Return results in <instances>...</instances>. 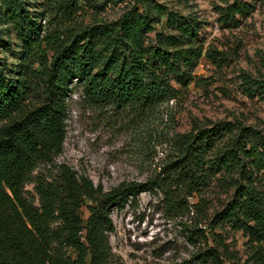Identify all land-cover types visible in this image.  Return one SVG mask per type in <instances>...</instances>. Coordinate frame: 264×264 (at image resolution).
Returning a JSON list of instances; mask_svg holds the SVG:
<instances>
[{"label": "trees", "instance_id": "1", "mask_svg": "<svg viewBox=\"0 0 264 264\" xmlns=\"http://www.w3.org/2000/svg\"><path fill=\"white\" fill-rule=\"evenodd\" d=\"M49 1L58 18L54 29L24 23L20 14L22 50L13 77L0 60V264H85L86 257L89 264H123L110 258L114 210L141 193L157 191L175 216L198 210L187 199L205 193L218 174L231 182L233 192L213 213L210 225L241 232L244 254L239 258L215 234L212 247L192 243L193 260L264 264V135L240 124L194 125L177 134L172 139L175 158L160 177L105 192L59 164L55 179L35 183L38 205L26 199L24 188L33 182V172L42 164L54 165L62 153L74 85L92 104L147 112L176 100L190 83H203L193 75L202 56L218 67L224 61L215 49L204 52L192 20L153 0H133L134 6L116 21L83 28L64 25L76 15L80 0ZM8 4L0 0V13ZM245 8L235 2L223 16L234 21L235 13ZM164 14L165 25L157 30ZM154 31V44H147L146 35ZM260 88L264 93V85ZM31 95L38 99L30 101ZM86 201L83 225L80 210ZM67 249L76 253L75 261Z\"/></svg>", "mask_w": 264, "mask_h": 264}, {"label": "rangeland", "instance_id": "2", "mask_svg": "<svg viewBox=\"0 0 264 264\" xmlns=\"http://www.w3.org/2000/svg\"><path fill=\"white\" fill-rule=\"evenodd\" d=\"M49 2L9 0L7 6H2L0 60L11 77L22 50L17 21L20 14L24 23L35 22L52 30L58 18ZM153 2L192 20L197 26L196 39L203 44L204 52L218 51L223 65L215 66L202 56L193 75L204 80L203 83H190L181 89L176 100L147 112L92 104L82 95L81 87L74 85L67 100L62 153L55 158L54 165H40L33 172V182L24 188L26 199L34 205H38L35 183L55 179V165H68L78 176L89 178L107 192L122 183L145 182L162 176L163 167L175 158L172 139L189 132L194 125L203 128L226 121L264 135V93L260 92L264 85V0ZM235 2L246 8L235 13L234 21H226L223 13ZM132 6L133 0H80L76 15L64 25L83 28L111 23ZM165 18V14L159 16L157 30L164 27ZM154 42L155 31L146 35L147 44ZM36 99L37 96H30V101ZM229 183L218 174L205 193L187 199L190 204H197L199 211L191 208L183 215H173L159 191L141 193L123 209L114 210L111 214L114 231L108 234L111 260L123 264H198L193 260L196 247L192 243L202 248L212 247L215 234H220L229 249L242 258L246 239L241 232L229 225L220 228L210 225L213 213L232 195L233 187ZM200 203L202 211L198 207ZM89 204L86 201L80 210L83 225ZM197 229L204 237L195 236L199 234ZM67 255L76 260L73 250L67 249ZM85 264H89L88 257Z\"/></svg>", "mask_w": 264, "mask_h": 264}]
</instances>
